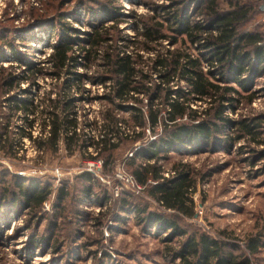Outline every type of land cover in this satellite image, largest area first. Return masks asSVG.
Masks as SVG:
<instances>
[{
    "label": "rangeland",
    "instance_id": "obj_1",
    "mask_svg": "<svg viewBox=\"0 0 264 264\" xmlns=\"http://www.w3.org/2000/svg\"><path fill=\"white\" fill-rule=\"evenodd\" d=\"M101 2L104 0H0V264H179L173 248H179L189 234L195 233L227 242L226 251L235 254L237 262L248 256L249 264H264V247L256 253L247 248L252 237L264 240V144L244 137L231 145L227 135L232 137L236 131L224 128L222 141L214 146L196 149V145L180 144L150 158L153 143L165 136L163 120L155 127L144 125L140 129L143 134L137 137L138 133L132 132L135 124L131 112L116 110L121 118L129 119L131 128L119 123L123 137L114 135L111 140L118 147L97 155L92 142L107 130L110 82L85 77L82 89L77 83L67 89L64 82L68 74L55 76L47 62L60 30L50 20H40L63 10V21L72 28V44L77 47L79 42L85 44L94 30L90 24L102 22L107 26L116 16L121 18V34L133 38L136 18L131 13L152 15L155 5L169 4V0H115L110 7H120V11L112 10L110 15L101 11ZM255 3L256 14L246 25L248 29L264 25V0ZM113 43L119 45L118 39ZM161 43L175 48L168 40ZM140 52L144 54L141 69L151 72L149 54ZM32 67L42 71L32 74ZM77 71L96 75L94 68L83 65ZM10 76L13 84L8 82ZM149 80L148 84L158 82V75L152 72ZM174 86L187 90L184 81H175ZM251 87L253 100L228 108V118L263 117L264 72ZM67 95L74 101L70 111L75 112L77 127L69 134L75 139L66 137L63 129L52 141L50 127H43L53 110L46 104L57 101L59 105L54 108L60 109L56 115L62 118V102ZM138 96L140 104L146 103L145 94ZM27 101H32L35 111L25 110ZM128 103L138 104L132 98ZM191 105L202 109L206 103L193 101ZM260 129L264 138V122ZM135 155L138 163H155L169 178L175 175V166L186 164L193 182L188 193L194 206L191 215L167 208L153 196L150 188L156 180L149 177L143 183L135 177L129 164ZM16 181L46 187L47 199L35 209L25 205ZM62 189L67 195L60 199ZM124 199L131 204H123ZM135 204L177 215L188 235L169 240L173 229L141 222Z\"/></svg>",
    "mask_w": 264,
    "mask_h": 264
},
{
    "label": "trees",
    "instance_id": "obj_2",
    "mask_svg": "<svg viewBox=\"0 0 264 264\" xmlns=\"http://www.w3.org/2000/svg\"><path fill=\"white\" fill-rule=\"evenodd\" d=\"M114 1L101 2V11L108 15L112 14V10L119 13L120 7H110ZM255 1L258 0H169V4L155 5L152 15L131 13L136 18L133 38L121 34L118 27L121 18L116 16L113 23L107 26L102 22L90 24L94 30L85 38V44L79 42L77 47L72 44V28L63 21V10L53 17L42 16L40 21L50 20L60 30L59 39L53 44L47 62L55 76L68 74L64 82L67 89L73 83H77L79 90L82 89L85 77L103 84L110 82V92L106 94L111 104L106 115L107 130L101 138L92 142L97 155L102 156L118 147L119 144L111 140L114 135L123 137L119 133V123L124 122L131 128L129 119L121 118L116 110L131 112L130 118L135 124L132 132L138 133L137 137L143 134L140 129L144 125L155 127L163 120L165 136L153 143L150 158L158 157L160 151L167 152L180 144L196 145V149L214 146L222 141L220 137L225 134L224 128L236 131L232 137L226 134L231 138V145L244 137L253 139L259 145L264 144L260 129L264 114L261 118L246 116L239 119H230L226 114L228 108H237L243 100L246 103L253 100L255 93L251 85L264 72V25L258 29L246 26L256 11ZM117 39L119 45L113 43ZM163 40H168L175 48L164 47ZM142 50L149 54L151 72L141 69L144 61ZM79 65L86 69L94 68L96 75L78 72ZM29 70L34 74L42 68L32 67ZM152 72L158 75L159 80L148 84ZM13 80L10 76L8 82L13 84ZM175 81H184L187 90L175 87ZM137 93L145 94L146 103L140 104L142 100ZM131 98L138 104L128 103ZM193 101L206 105L202 109L194 108L191 105ZM73 102L69 95L64 97L62 118L56 115L60 109L54 108L59 105L57 101L49 100L46 104L53 110L49 112L51 120L45 121L43 127H50L52 141L60 137L63 129H66V137L74 138V134H69L71 128L77 127L75 112L70 111ZM25 103V110L35 111L31 108L32 101ZM26 135L32 137L31 133ZM129 164L139 181L145 183L149 177L157 181L150 192L165 207L192 214L194 206L188 193L193 182L186 171V164L175 166V175L171 178L163 176L161 167L155 163H138L136 155L129 159ZM85 175L89 177V173ZM16 183L19 197L22 195L24 204L33 209L40 207L48 197V189L38 187L37 183L30 186L19 181ZM66 195L67 192L62 189L59 198ZM13 199L17 201L16 194ZM123 204L131 203L124 199ZM134 211L139 220L147 225L173 229L169 240L175 235H188L175 214L169 216L139 204H135ZM187 237L179 248H173L174 259L180 258L179 264H249L248 256L241 263L237 262V256L226 251L227 242L211 238L206 233L189 234ZM261 247H264V240L258 237L249 239L247 248L251 253L258 252Z\"/></svg>",
    "mask_w": 264,
    "mask_h": 264
},
{
    "label": "built area",
    "instance_id": "obj_3",
    "mask_svg": "<svg viewBox=\"0 0 264 264\" xmlns=\"http://www.w3.org/2000/svg\"><path fill=\"white\" fill-rule=\"evenodd\" d=\"M131 154H133V152H131ZM95 163H92V165H94ZM121 178H125V180L127 181V182H132L131 181V179H130V177H127L126 175L124 176L123 174H121V175H119Z\"/></svg>",
    "mask_w": 264,
    "mask_h": 264
}]
</instances>
